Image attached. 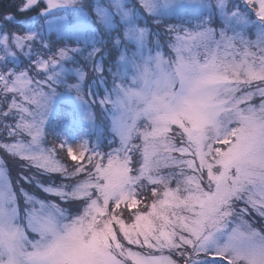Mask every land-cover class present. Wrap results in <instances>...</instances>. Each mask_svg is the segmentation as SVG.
<instances>
[{"label": "snow or ice", "instance_id": "obj_1", "mask_svg": "<svg viewBox=\"0 0 264 264\" xmlns=\"http://www.w3.org/2000/svg\"><path fill=\"white\" fill-rule=\"evenodd\" d=\"M0 264H264V0H0Z\"/></svg>", "mask_w": 264, "mask_h": 264}, {"label": "trees", "instance_id": "obj_2", "mask_svg": "<svg viewBox=\"0 0 264 264\" xmlns=\"http://www.w3.org/2000/svg\"><path fill=\"white\" fill-rule=\"evenodd\" d=\"M5 3H7V0H4Z\"/></svg>", "mask_w": 264, "mask_h": 264}]
</instances>
